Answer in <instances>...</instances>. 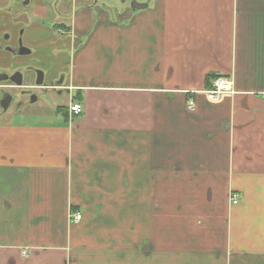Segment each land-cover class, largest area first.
<instances>
[{"label": "crops", "instance_id": "crops-1", "mask_svg": "<svg viewBox=\"0 0 264 264\" xmlns=\"http://www.w3.org/2000/svg\"><path fill=\"white\" fill-rule=\"evenodd\" d=\"M80 2L66 113L0 123V264H264V0Z\"/></svg>", "mask_w": 264, "mask_h": 264}, {"label": "flooded vegetation", "instance_id": "flooded-vegetation-1", "mask_svg": "<svg viewBox=\"0 0 264 264\" xmlns=\"http://www.w3.org/2000/svg\"><path fill=\"white\" fill-rule=\"evenodd\" d=\"M80 7H88V2L82 0ZM73 13L71 12V0H0V64L3 62L6 52L10 55L15 54L18 56L30 55L32 48L26 44L30 49L24 48L22 38L27 30H41L49 32L51 36H66L68 29L66 26L70 23ZM18 26V27H17ZM35 38L33 45L36 49L48 45L50 42L47 38ZM57 37V38H58ZM62 41L61 50L65 49L66 39ZM55 45V44H54ZM5 54L3 55V53ZM24 52V53H23ZM19 53V54H18ZM39 54V51H38ZM28 71L25 74L31 73L33 80L30 84L24 83L25 75L22 70L17 72L16 78L21 73V84L17 85L10 79L11 75L1 73L0 76H7L6 79H0V101L2 105H6L10 99V94L7 89L25 87L36 89H49L57 88L59 85L66 84V74L59 68L39 67L38 65L26 66ZM37 78V79H36ZM39 80V84L37 83ZM65 87V86H64ZM31 100H35L32 96Z\"/></svg>", "mask_w": 264, "mask_h": 264}, {"label": "rangeland", "instance_id": "rangeland-1", "mask_svg": "<svg viewBox=\"0 0 264 264\" xmlns=\"http://www.w3.org/2000/svg\"><path fill=\"white\" fill-rule=\"evenodd\" d=\"M137 1L146 3V0ZM86 2L92 3L93 5L106 10V12H108L114 19L116 18V13L121 12L124 8L128 7L132 9V0H86ZM68 26H66L67 29ZM38 34L39 38L48 37L47 39L51 40L48 45L39 48V50L33 45ZM57 37L58 36H51L49 32L36 29L30 30L28 34L26 30L22 38L23 46L27 49L30 48H28L26 44L30 46L32 48L31 54L18 56L15 54L10 55L9 52H6L3 62L0 64L1 73L11 75L14 72L22 70L25 75L24 83L30 84L33 80V75L31 73L25 74L28 71L26 67L28 65L39 64V67H44L45 69L56 67L59 68L58 70L69 72L72 67L71 56L73 54L70 44V34L68 33L66 36ZM60 39H66L64 52L59 46ZM4 54L5 52L3 55ZM7 92L10 94L8 103L4 106L0 101V123L2 120L9 118L14 119L15 121L27 120L29 122H35V120L39 118V122H41L44 119L43 117L54 116L55 113H57L56 107L66 105L71 96L63 86L54 89L49 88L39 90L36 88L16 87L7 89ZM32 96L35 97V100H31Z\"/></svg>", "mask_w": 264, "mask_h": 264}, {"label": "built area", "instance_id": "built-area-1", "mask_svg": "<svg viewBox=\"0 0 264 264\" xmlns=\"http://www.w3.org/2000/svg\"><path fill=\"white\" fill-rule=\"evenodd\" d=\"M232 86H231V82L228 78H224V77H217L214 78L211 82V86L205 91V93L207 94L208 98L211 100H216L218 99L221 95H223L224 93H228V92H232ZM190 110L194 109V103L192 100L189 101L188 106H187ZM69 111L72 114H79L82 111V105L78 102H72L69 106ZM230 199L232 203H237L238 202V196L237 194L232 193L230 195ZM81 217L80 213H76L75 214V219L79 220ZM23 254H26V250H24L22 252Z\"/></svg>", "mask_w": 264, "mask_h": 264}, {"label": "water", "instance_id": "water-1", "mask_svg": "<svg viewBox=\"0 0 264 264\" xmlns=\"http://www.w3.org/2000/svg\"><path fill=\"white\" fill-rule=\"evenodd\" d=\"M131 5H132V8H133V9L135 8V6H136V7H140L139 4H136L135 0H132ZM23 53H24V52H23ZM16 75H17V73H14L12 76H10V79H11L12 81H14L17 85H20V84H21V80H22V78H21V75H22V74L19 73L18 78H16ZM6 78H7L6 75L3 76V77L0 76V79H1V80H2V79H6ZM39 82H40V81H39Z\"/></svg>", "mask_w": 264, "mask_h": 264}, {"label": "trees", "instance_id": "trees-1", "mask_svg": "<svg viewBox=\"0 0 264 264\" xmlns=\"http://www.w3.org/2000/svg\"><path fill=\"white\" fill-rule=\"evenodd\" d=\"M73 99L76 100V101H78V102H80V101H81V96H80V94H76V95H74V96H73ZM56 112H59V113H66V108H65V106H62V105L57 106V108H56Z\"/></svg>", "mask_w": 264, "mask_h": 264}]
</instances>
